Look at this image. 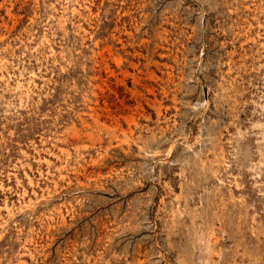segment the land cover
<instances>
[{
    "label": "rangeland",
    "instance_id": "rangeland-1",
    "mask_svg": "<svg viewBox=\"0 0 264 264\" xmlns=\"http://www.w3.org/2000/svg\"><path fill=\"white\" fill-rule=\"evenodd\" d=\"M0 264H264V0H0Z\"/></svg>",
    "mask_w": 264,
    "mask_h": 264
}]
</instances>
